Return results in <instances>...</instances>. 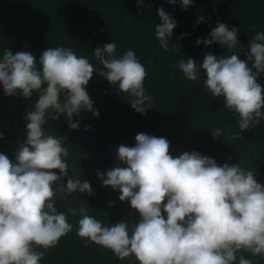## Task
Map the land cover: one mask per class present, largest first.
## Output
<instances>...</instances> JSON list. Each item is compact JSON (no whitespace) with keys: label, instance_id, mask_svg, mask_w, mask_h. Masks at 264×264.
<instances>
[{"label":"clouds","instance_id":"clouds-1","mask_svg":"<svg viewBox=\"0 0 264 264\" xmlns=\"http://www.w3.org/2000/svg\"><path fill=\"white\" fill-rule=\"evenodd\" d=\"M179 2L185 10L193 5V0ZM157 14L161 23L155 27V38L167 51L177 22L163 8ZM204 21L198 16L196 25ZM238 33V27L218 21L209 36L197 38L195 44L232 50L240 44ZM116 47L110 42L94 49L103 67L100 75L132 97L131 108L144 115L153 99L144 88L148 73L133 50L117 56ZM247 47L245 59L209 52L200 65L192 58L175 65L188 81L204 74V88L213 97H223L224 107L238 114L240 133L264 119V86L258 79L264 74V33H256ZM38 64L39 68L27 50H5L0 58L3 94L38 97L34 110L24 115L26 139L18 144L14 161L0 153V264H39L44 252L73 229L66 214L55 207L56 199L95 195L88 181L69 175L68 148L43 126L46 113L53 120L64 116L70 130H79L81 121L73 122V116L82 111L99 116L86 90L97 69L63 46L48 47ZM240 133L231 139H243ZM223 134L220 128L211 132L213 139ZM116 160L126 166L97 171L96 176L103 186L118 190L119 201H127L140 219L131 228L128 220L106 226L88 215L81 203L78 211L68 209L80 217L78 237L111 250L120 260L134 256L138 264H236L237 259L238 264H253L243 255L237 257L242 251L264 258V184L251 170L239 163L219 165L196 151L173 156L166 138L143 132L135 136L134 146L117 147Z\"/></svg>","mask_w":264,"mask_h":264},{"label":"trees","instance_id":"trees-1","mask_svg":"<svg viewBox=\"0 0 264 264\" xmlns=\"http://www.w3.org/2000/svg\"><path fill=\"white\" fill-rule=\"evenodd\" d=\"M159 8L177 22L167 51L155 38V27L161 23ZM201 15L205 21L196 25ZM218 21L230 28L238 27L240 44L235 49L195 44L197 38H207ZM256 33H264V0H193L187 10L179 0L175 4L139 0V6L137 0H0V58L5 50L13 54L27 50L36 57L39 68L43 51L63 46L86 57L97 69L86 90L98 117L82 111L79 117L73 116V122L81 121L79 130H70L64 116L53 120L46 113L45 132L62 139L68 148L65 159L69 175L88 181L95 195L77 193L67 200L56 199L55 207L66 214L73 229L44 252L39 264H138L134 256L120 260L111 250L78 237L80 217L68 212L69 208L78 211L85 203L88 215L106 226L128 220L131 228L139 221L129 203L119 201V191L103 186L96 176L97 171L126 166L116 160V149L120 144L134 146L138 133L166 138L173 156L196 151L214 158L219 165L239 163L264 184V119L240 133L238 114L224 107L223 97H213L204 88V74L198 81H188L175 67L183 58H192L200 65L203 55L209 52L219 57L235 53L245 59L248 42ZM182 34L187 35L180 39ZM110 42L116 44L117 56L133 50L148 73L144 88L153 99L144 115L131 108L132 97L119 92L100 75L103 67L93 51ZM258 79L264 86V74ZM37 98L36 93L27 99L19 93L5 96L0 88V153L13 161L18 144L26 139L24 115L34 110ZM217 128L224 134L213 139L211 132ZM237 133L243 139H231ZM240 255L253 264H264L260 256L243 251L237 253L238 258Z\"/></svg>","mask_w":264,"mask_h":264}]
</instances>
